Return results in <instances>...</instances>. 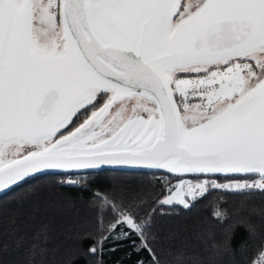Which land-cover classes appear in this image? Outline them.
Segmentation results:
<instances>
[{
  "label": "snow or ice",
  "instance_id": "snow-or-ice-1",
  "mask_svg": "<svg viewBox=\"0 0 264 264\" xmlns=\"http://www.w3.org/2000/svg\"><path fill=\"white\" fill-rule=\"evenodd\" d=\"M102 166L151 172L161 186L91 191L89 252L132 239L147 264H247L253 245L264 264V233L239 215L225 224L220 206L227 194L264 197V0H0V194L40 175L87 187ZM212 191L219 234L209 223L177 245L153 231L156 216ZM239 224L248 235L234 248ZM8 225L21 246L14 216ZM48 241L45 225L27 264ZM8 248L0 239V254Z\"/></svg>",
  "mask_w": 264,
  "mask_h": 264
},
{
  "label": "trees",
  "instance_id": "trees-1",
  "mask_svg": "<svg viewBox=\"0 0 264 264\" xmlns=\"http://www.w3.org/2000/svg\"><path fill=\"white\" fill-rule=\"evenodd\" d=\"M82 122V121H80ZM163 171V170H161ZM159 175V172L156 173ZM56 176H36L14 187L10 192L0 194V225L4 235L0 237L9 244L7 251L0 254V264H27L26 250L32 243L33 235L41 227L47 226L49 241L48 251L43 256H37L38 264H137L143 258L147 264L149 254L147 251H136L132 247V239L108 242L102 245V254L89 252L95 244L97 235V213L91 204V191L99 190L101 193L120 190L130 196L138 190L152 191V186L158 189L161 181L147 171H118L105 169L98 172H89L87 187H61ZM176 180H172L173 182ZM167 184L168 180H164ZM221 193L209 192L199 200L190 211L179 210V215L156 216L153 231L164 235L168 232L176 233L175 243L187 239L193 241V234L200 226L209 223L216 226L219 234V225L212 219L211 203L219 200ZM243 202V205H242ZM230 213L231 223L236 215L246 217L258 232L264 233V216L253 212V209H264V197L257 195L250 199L235 194H227L220 205ZM148 209L141 210V214ZM16 218L18 235L25 237V242L17 247L14 240H9L7 229L11 217ZM105 223L111 228L110 214L105 217ZM125 229L127 226H124ZM107 235V233H105ZM248 235L244 225H237L233 235V247H238L239 240ZM134 239V237H133ZM115 249L111 251L110 249ZM249 250L244 253L247 264H252L259 251ZM237 259L240 254L237 252ZM224 264H229L227 258Z\"/></svg>",
  "mask_w": 264,
  "mask_h": 264
},
{
  "label": "water",
  "instance_id": "water-1",
  "mask_svg": "<svg viewBox=\"0 0 264 264\" xmlns=\"http://www.w3.org/2000/svg\"><path fill=\"white\" fill-rule=\"evenodd\" d=\"M105 169H112V170H118V171H137V170H119L115 166H102L100 169H97L91 172H98V171L105 170Z\"/></svg>",
  "mask_w": 264,
  "mask_h": 264
},
{
  "label": "built area",
  "instance_id": "built-area-1",
  "mask_svg": "<svg viewBox=\"0 0 264 264\" xmlns=\"http://www.w3.org/2000/svg\"><path fill=\"white\" fill-rule=\"evenodd\" d=\"M260 253L256 256V258L254 259V261L252 262V264H256V261L259 259Z\"/></svg>",
  "mask_w": 264,
  "mask_h": 264
},
{
  "label": "rangeland",
  "instance_id": "rangeland-1",
  "mask_svg": "<svg viewBox=\"0 0 264 264\" xmlns=\"http://www.w3.org/2000/svg\"><path fill=\"white\" fill-rule=\"evenodd\" d=\"M182 2H188V0H182ZM178 180L174 181L173 184L177 183Z\"/></svg>",
  "mask_w": 264,
  "mask_h": 264
}]
</instances>
